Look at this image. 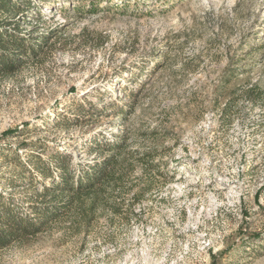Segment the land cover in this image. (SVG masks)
<instances>
[{
  "label": "rangeland",
  "instance_id": "obj_1",
  "mask_svg": "<svg viewBox=\"0 0 264 264\" xmlns=\"http://www.w3.org/2000/svg\"><path fill=\"white\" fill-rule=\"evenodd\" d=\"M32 1L61 39L0 81V194L29 213L14 153L87 164L117 138L134 168L119 215L53 224L0 264H264V0Z\"/></svg>",
  "mask_w": 264,
  "mask_h": 264
},
{
  "label": "trees",
  "instance_id": "obj_2",
  "mask_svg": "<svg viewBox=\"0 0 264 264\" xmlns=\"http://www.w3.org/2000/svg\"><path fill=\"white\" fill-rule=\"evenodd\" d=\"M81 1L74 6L79 7ZM87 5L95 7L92 2ZM34 7L32 0H0V81L15 77L29 61L39 62L48 49L60 42L61 38L52 39L55 34L51 31H39L37 25L43 16L38 10V14L32 13ZM34 18L38 21L36 24L30 22ZM23 22H27L28 28L22 26ZM57 26L59 30L63 27ZM256 93L250 88L242 96L252 100ZM221 112V116L228 119L232 108L226 105ZM92 143L96 156L87 164L58 151H52L46 158L30 154L26 162L13 154L17 166L13 183H28L30 190L25 199L30 203V210L28 214L21 212L11 198L0 194V251L33 239L62 221L90 226L98 210L120 214L122 197L127 193L125 182L133 171L134 161L125 164L128 153L122 140H94ZM24 146L29 147V144ZM133 154L129 156L134 160L136 155L145 178L144 185L133 194V202H137L153 188L151 173L156 154L154 151ZM36 176L42 180L40 188L34 186Z\"/></svg>",
  "mask_w": 264,
  "mask_h": 264
}]
</instances>
